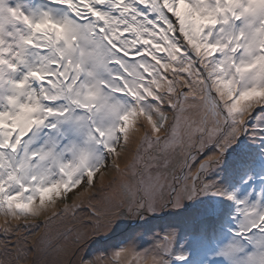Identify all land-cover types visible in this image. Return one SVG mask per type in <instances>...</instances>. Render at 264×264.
Wrapping results in <instances>:
<instances>
[{"label": "snow or ice", "instance_id": "snow-or-ice-1", "mask_svg": "<svg viewBox=\"0 0 264 264\" xmlns=\"http://www.w3.org/2000/svg\"><path fill=\"white\" fill-rule=\"evenodd\" d=\"M0 218V264H264V0H0Z\"/></svg>", "mask_w": 264, "mask_h": 264}, {"label": "rangeland", "instance_id": "rangeland-1", "mask_svg": "<svg viewBox=\"0 0 264 264\" xmlns=\"http://www.w3.org/2000/svg\"><path fill=\"white\" fill-rule=\"evenodd\" d=\"M181 12L183 13L186 10L185 5H181L180 8ZM243 139V137L241 138ZM231 157H226V163ZM110 177L106 176L104 183L105 185L109 182ZM114 187H119L118 184L114 185L112 188L108 189L105 195L107 196H118L119 193H117L116 190H114ZM244 191H247V188L243 189ZM214 199L213 197H201L200 201H197L195 203H190L188 206H191L192 208H189L188 211L192 210L195 207L200 206V202L202 201H208ZM88 205L84 204L81 208V210L77 213L76 217L69 216L64 219L63 222H56L51 229L50 232V240L51 242L59 247L60 244H63V240L59 239L60 234L68 231L69 229H72L79 224V219L85 217V214L88 212ZM187 211V212H188ZM184 211H173L170 209H165L162 212L156 213L154 215H148L144 219H138V218H133V219H122L117 225L115 231L112 233L111 236L107 237L106 239L103 240H97V241H90L86 252L87 254L95 255L99 251L104 250L109 244L116 243L117 241L123 239L124 237H131V236H124L126 233L132 232L134 237L139 238L140 236L144 237L142 238L146 243H150L152 237L156 234L159 233L161 230L165 229L168 227L170 224L174 223H181L183 222V218L181 217V214H184ZM178 215V216H176ZM3 223V218H0V224ZM138 229L140 233L137 232ZM123 230L126 231L124 235L120 237V239H111L114 235H118L121 232H124ZM187 231V229H185ZM184 233H182L183 237ZM117 238V237H116ZM111 239V241H110ZM227 239V238H225ZM224 239H220L221 242ZM47 243V241L45 242ZM189 250L194 251L193 246L189 244ZM52 259V258H51ZM56 256L51 260V264H55Z\"/></svg>", "mask_w": 264, "mask_h": 264}, {"label": "trees", "instance_id": "trees-1", "mask_svg": "<svg viewBox=\"0 0 264 264\" xmlns=\"http://www.w3.org/2000/svg\"><path fill=\"white\" fill-rule=\"evenodd\" d=\"M189 208H192V207L191 206H188V209ZM190 211H188V212L187 211H184L185 213L184 214H181V217L183 218V220H185V218L189 215ZM176 216H178V215H176ZM123 231L124 232H121L118 235H114L111 239H120V237L126 233L125 230H123ZM124 236H134V235H133L132 232H129V233H126ZM143 237H144V235L143 236H140L139 238H143ZM225 238H227V233H225L220 239H225ZM111 239H110V241H111Z\"/></svg>", "mask_w": 264, "mask_h": 264}, {"label": "bare ground", "instance_id": "bare-ground-1", "mask_svg": "<svg viewBox=\"0 0 264 264\" xmlns=\"http://www.w3.org/2000/svg\"><path fill=\"white\" fill-rule=\"evenodd\" d=\"M114 190H116L117 193H119V187H114ZM136 230H137L138 233H140V231L138 229H136ZM51 258H52L51 260H53V258H55V255H53Z\"/></svg>", "mask_w": 264, "mask_h": 264}]
</instances>
